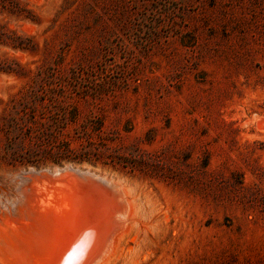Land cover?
Listing matches in <instances>:
<instances>
[{
	"label": "rangeland",
	"instance_id": "rangeland-1",
	"mask_svg": "<svg viewBox=\"0 0 264 264\" xmlns=\"http://www.w3.org/2000/svg\"><path fill=\"white\" fill-rule=\"evenodd\" d=\"M66 165L138 193L107 264H264V0H0V172Z\"/></svg>",
	"mask_w": 264,
	"mask_h": 264
},
{
	"label": "bare ground",
	"instance_id": "bare-ground-1",
	"mask_svg": "<svg viewBox=\"0 0 264 264\" xmlns=\"http://www.w3.org/2000/svg\"><path fill=\"white\" fill-rule=\"evenodd\" d=\"M41 170L0 172V264H107L143 218L134 185L86 167Z\"/></svg>",
	"mask_w": 264,
	"mask_h": 264
}]
</instances>
